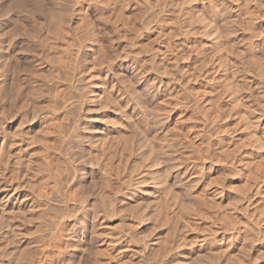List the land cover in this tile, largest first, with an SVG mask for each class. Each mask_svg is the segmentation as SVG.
<instances>
[{"label":"bare ground","instance_id":"bare-ground-1","mask_svg":"<svg viewBox=\"0 0 264 264\" xmlns=\"http://www.w3.org/2000/svg\"><path fill=\"white\" fill-rule=\"evenodd\" d=\"M87 1H63L66 20L52 19L24 78L14 29L0 39V264H34L42 241H60L75 264L113 219L120 230L96 264H253L252 250L264 254V0H209L213 15L193 21L176 10L182 54L164 0H90L112 51L91 18L71 27ZM240 25L236 67L224 55ZM228 176L237 187L224 203ZM25 222L32 242L20 251Z\"/></svg>","mask_w":264,"mask_h":264},{"label":"rangeland","instance_id":"rangeland-1","mask_svg":"<svg viewBox=\"0 0 264 264\" xmlns=\"http://www.w3.org/2000/svg\"><path fill=\"white\" fill-rule=\"evenodd\" d=\"M16 0H0V39H1V37L3 38V34L7 31V30H12V29H14L13 30V34L15 35V39L17 40V41H19V44H18V47L19 48H17V50H18V57L20 58V61H19V69H18V72L16 71L17 69L16 68H14V70H15V75L17 74H19V75H21L23 78H24V76L25 75H27L30 71V66L32 67L33 66V63H34V61H35V59L37 60V61H40L39 59V56H42V50H44L43 49V47H44V45H45V40L47 41V36H50V34L51 33H49V29H50V31L52 30L51 28L53 27V28H55L54 26H53V24L54 23H52V19L53 20H56L57 21V19H55L57 16H59V17H57L58 18V20L60 21V22H62L63 20H66V16H67V14H65V13H67L66 12V10L65 9H63L64 7V0H18V1H16ZM25 1H27L26 3H25ZM37 1H39V3L37 2ZM150 1H152V0H150ZM160 1V0H159ZM17 2H21L20 4H19V6L21 5V4H24V5H26L27 6V8L31 11V12H26V14L23 12L22 13V11L20 12V11H18V8H17ZM24 2V3H23ZM176 2L178 3V7L177 6H175V2H169L168 0H164V2H161L162 3V5H163V7L166 9V10H169L170 12V14H168V17L171 19L170 21H171V25H166V26H169V27H171V28H173V33H172V36H170V35H168V39H169V43H172V46L174 47L175 46V51L177 50V52L176 53H178V54H182L183 53V50H182V45H181V43H180V41H181V35H180V33H181V31H180V29H179V27H180V24H179V22H178V20L176 19V10H179V9H181L182 10V13H183V16H186V17H188V19L189 20H191V21H193V20H198V18H201V19H208L211 15H213L212 14V7H210V2H209V0H195L194 1V3H192V5H190V6H188V4L186 3V2H184L183 0H176ZM209 2V3H208ZM15 3V4H14ZM33 3H34V5H33ZM40 4H42V5H40ZM63 5V6H62ZM156 5V4H155ZM31 9H30V8ZM94 6H93V4H92V1H90V0H88L87 2H85L82 6H81V8L80 9H78V10H76V12H73V15H72V21H71V27L72 28H74V29H76L78 32L79 31H81V29H82V27H83V25H85L86 23H87V19H92L94 22V24H97V30H98V33H99V36L102 38V40L104 41V46H105V44H106V46L105 47H107V49L108 50H110V51H112V50H114L115 49V47H116V40H115V38L112 36L113 34H111V33H109L108 32V28L107 27H104V26H102L99 22H98V20H96V16H94V8H93ZM177 7V8H176ZM173 10V11H172ZM16 11V12H15ZM52 11H53V13H52ZM75 11V10H74ZM141 11H142V8H140V7H137V5H131L130 7H129V9H128V14H129V16H131V18L133 19L134 18V21L132 22V20H131V22H132V24H134V26H135V33L137 34V35H139V37H138V39H137V43H139V44H141V45H145V40H146V31H144V30H142L141 28H140V25L137 23V21H139V18H140V16H141ZM175 11V12H174ZM209 11H211V12H209ZM57 12V13H56ZM59 12V13H58ZM63 12V13H62ZM65 12V13H64ZM18 13V14H17ZM33 13V14H32ZM51 13V14H50ZM55 13V14H54ZM32 14V15H31ZM58 14V15H57ZM235 14H237V13H235ZM51 15L53 16L52 18H51ZM65 15V16H64ZM31 16V17H30ZM56 16V17H55ZM61 17V18H60ZM62 17H66V18H62ZM238 17V16H237ZM62 19V20H60V19ZM95 18V19H94ZM239 18V17H238ZM5 19H7V20H5ZM22 20H24V21H22ZM137 20V21H136ZM20 21H21V23H20ZM20 24H22V25H20L19 26V23ZM55 22V21H54ZM86 22V23H85ZM85 23V24H84ZM239 23V21H238V19H237V26L239 25L238 24ZM4 24V25H3ZM16 24H18V25H16ZM177 25V26H176ZM7 26V27H6ZM16 26H18V27H16ZM22 26V27H21ZM73 26H75V27H73ZM49 27V28H48ZM79 27V28H78ZM196 27L198 28V25H196ZM236 27V26H235ZM19 29V30H16V29ZM176 28H178V29H176ZM238 28V29H237ZM199 29V28H198ZM236 29L237 30H234V32H235V34H234V37H232V38H236L232 43H231V48H230V52H227L225 55H224V57L226 58V59H228L230 62H232V64L234 65V66H236V67H241L240 65H239V63L242 61V49H244L245 47H246V45H247V43H248V36H247V32L244 30V27H243V25H240L239 27H236ZM5 30V31H4ZM55 29H53L52 30V32L54 31ZM47 31H48V33H47ZM19 32V33H18ZM195 32H197V30L195 31ZM18 35V36H17ZM40 35V36H39ZM44 36V37H42V36ZM6 38H4V40H5ZM45 39V40H44ZM177 40V41H176ZM40 41H42L41 42V44H43V46L40 44ZM176 41V42H175ZM178 42V43H177ZM180 43V44H179ZM2 45V44H1ZM1 45H0V48H1ZM171 45V44H170ZM27 46V47H26ZM29 46V47H28ZM31 46V47H30ZM42 46V47H41ZM171 46V47H172ZM26 47V48H25ZM42 49H41V48ZM110 49H109V48ZM3 48H4V45H3ZM114 48V49H113ZM20 49V50H19ZM29 49V50H28ZM174 49V48H173ZM3 49L1 48L0 49V59H2V51ZM38 50V51H37ZM34 52H35V55H34ZM36 53H40L41 55H38V57H37V54ZM32 57V58H31ZM33 57H35L34 59H33ZM39 58V59H38ZM33 61H32V60ZM1 61V60H0ZM10 61H12V60H10ZM32 62V63H31ZM1 68H2V62H0V70H1ZM112 68H113V70H115V72H117L116 71V67L115 66H112ZM13 69H12V71H14ZM10 71H11V69H10ZM10 72V74L12 73L13 74V72ZM28 71V72H27ZM17 72V73H16ZM20 72V73H19ZM92 70H90V73L92 74ZM118 73V72H117ZM11 74V75H12ZM10 75V76H11ZM14 75V74H13ZM12 75V76H13ZM15 75H14V77H15ZM11 85H9V87H10ZM11 88H13L12 86H11ZM14 89V88H13ZM10 92H11V90H10ZM0 107H1V95H0ZM0 130H1V119H0ZM0 143H1V141H0ZM2 160V162H5L6 160L4 159H1ZM231 179V180H230ZM229 180V181H228ZM227 184H229L228 186H227ZM233 184V185H232ZM232 186V187H234L235 185H236V183L232 180V178H230L229 176L226 178V188L227 187H229V186ZM235 187H237V186H235ZM224 189V196L222 197V199H223V201H224V203H229L230 202V196H229V194H230V192H229V189L227 190V189ZM190 193V192H189ZM209 204L207 203V206H208ZM209 207H210V205H209ZM236 214L240 217V213H239V210H237L236 211ZM130 218V217H129ZM133 221V224H134V230H140V227H141V225H139V224H137V223H135V221L134 220H132ZM117 222V220H112V221H110V226H111V229L110 230H106L105 231V233H107L106 235H105V237L104 238H102V239H105V244H104V242L102 243V242H100L99 241V239H101V238H98V237H94L93 235H91V236H93V238L94 239H92L91 240V245H90V252H89V255L87 256V257H84L83 259L82 258H80V259H78V261L77 260H72V262L73 263H75V264H96V261H97V258H98V255L96 254V249L97 248H99V250H101V249H104L103 247L104 246H106L109 242H110V240H107V238H109L110 239V237L113 235V237H115V232H117L118 231V229L120 230V224ZM97 225H98V223H94V222H92V224L90 225V227L92 226V229L91 228H89V232L92 234V230L94 229V227L96 226V231H97ZM138 225V226H137ZM118 226V227H117ZM23 227V229H24V232H25V235L26 236H24V233H23V235H21L19 238L21 239V241L23 242V245H20V246H18V247H20V251H21V248L23 249V247L22 246H24V244L25 243H28V242H32V241H30L31 239H32V237L30 236V235H32V234H30L32 231L31 230H33L32 229V227H33V225H32V223L30 224V223H28V222H25L24 223V225L22 226ZM137 228V229H136ZM233 228V227H232ZM132 229V230H133ZM230 229V230H229ZM115 230V232L113 233L112 231H114ZM133 230V231H134ZM226 230H228V231H230L231 232V228H230V226L229 227H227L226 228ZM227 231V232H228ZM111 232V233H110ZM229 232V233H230ZM28 234H30V235H28ZM117 235L116 236H119V235H121V234H118V233H116ZM110 236V237H109ZM15 238V237H14ZM92 238V237H91ZM28 239V240H27ZM58 240V239H57ZM27 241V242H26ZM45 242V243H44ZM42 241L41 242V244L39 245V247H38V250H39V253H43L42 255L40 254L39 256L41 257V259H40V257L38 256V255H34L33 256V261H34V264H36V262H35V260L37 259V258H39V260L40 261H38V260H36L37 261V264H59L60 262L61 263H63L64 264V261L65 262H67V260H69V258H66V256H64L63 254H61L60 253V251L62 252L63 251V247H64V245H59V244H61V243H59L58 241V243H56V241H55V244H54V241L52 242H49L50 244H53V245H56L55 247L53 246V245H48V246H46L47 244H48V242L47 241ZM0 243H2V244H0V253H2L3 251H4V249H2L1 247L3 246H5L4 244V242H1L0 241ZM47 243V244H46ZM44 244H46V245H44ZM108 245H110V244H108ZM42 246H44V248L42 247ZM50 246H53V247H50ZM59 246L62 248H59ZM32 249H30V253H31V255H33L32 253L34 252V250H35V247H34V245L31 247ZM263 248V247H262ZM18 250V251H19ZM31 250H32V252H31ZM105 250V252H107V255H108V253H109V251H106V249H104ZM107 250H109V249H107ZM19 251V252H20ZM41 251V252H40ZM261 251L262 252H264V248L263 249H261ZM254 252H256V250L254 249V250H252V254H251V258H255L256 259V261H252L253 262V264H262L261 263V258L262 259H264V254H262L263 255V257L261 256V255H259L258 254V256L259 257H261V258H256L257 257V253L258 252H256V253H254ZM260 252V251H259ZM29 253V254H30ZM100 253H102V255H103V252H100ZM99 253V254H100ZM61 254V255H60ZM256 254V255H255ZM261 254V253H260ZM59 255V256H58ZM101 254L99 255V259H100V261H102V259H107V257L106 256H102ZM61 256V257H60ZM63 256H64V258H63ZM253 256V257H252ZM36 257V258H35ZM60 257V258H59ZM102 257V258H101ZM59 258V259H58ZM132 258V257H131ZM128 259V262L130 263V262H133V258L132 259ZM64 259V261H62V260ZM72 259V258H71ZM255 259H252V260H255ZM59 260H61V261H59ZM59 261V262H58ZM70 261V260H69ZM39 262V263H38ZM41 262V263H40ZM71 262V263H72ZM125 262H127V260L125 261ZM257 262V263H256ZM22 263H24V261L22 262ZM60 263V264H61ZM66 264H69V262L68 263H66ZM125 264V263H124ZM127 264V263H126ZM131 264V263H130Z\"/></svg>","mask_w":264,"mask_h":264}]
</instances>
